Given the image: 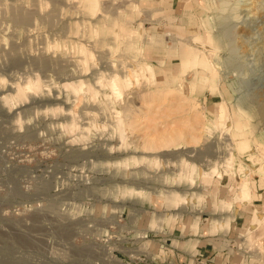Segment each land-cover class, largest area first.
Instances as JSON below:
<instances>
[{"label": "rangeland", "instance_id": "obj_1", "mask_svg": "<svg viewBox=\"0 0 264 264\" xmlns=\"http://www.w3.org/2000/svg\"><path fill=\"white\" fill-rule=\"evenodd\" d=\"M214 1L191 37L157 0H0V264H126L143 217L264 179V0Z\"/></svg>", "mask_w": 264, "mask_h": 264}, {"label": "crops", "instance_id": "obj_2", "mask_svg": "<svg viewBox=\"0 0 264 264\" xmlns=\"http://www.w3.org/2000/svg\"><path fill=\"white\" fill-rule=\"evenodd\" d=\"M214 3L157 0L158 26L171 35L196 36ZM193 58H183L184 75L195 67ZM249 189V199L242 200L239 187L217 180L190 205L143 217L136 256L126 264H264V179L251 178Z\"/></svg>", "mask_w": 264, "mask_h": 264}, {"label": "bare ground", "instance_id": "obj_3", "mask_svg": "<svg viewBox=\"0 0 264 264\" xmlns=\"http://www.w3.org/2000/svg\"><path fill=\"white\" fill-rule=\"evenodd\" d=\"M250 0H237L236 2H231L230 0H221V6H222V11L221 12H224V11H230V15L235 19H237V20H239L240 21V19H238V18H240V15L241 14H243V15H241V16H243L242 18H241V21L240 22H242V20H243V22H247V20L249 21V18H253V15H251V14H253V12L251 13V11L253 10V6H252V3L250 2ZM258 6V5H257ZM119 8V7H118ZM263 8V7H262ZM251 13V14H250ZM257 15V14H256ZM255 16V15H254ZM26 22V21H25ZM19 23V22H18ZM24 23V22H23ZM240 24H242V23H240ZM264 25V24H263ZM262 26V25H261ZM233 28H234V26H233ZM228 30H230V28L228 29ZM259 32V31H258ZM226 33V32H225ZM234 33V32H233ZM233 33H232V35H233ZM264 33V32H263ZM234 35H236V34H234ZM258 36V35H257ZM257 36H255V38L257 37ZM234 37H236L237 38V36H234ZM234 37L233 38H231L232 40L234 39ZM239 37V36H238ZM253 37V36H252ZM261 37V36H260ZM238 39V38H237ZM248 40H249V38H247ZM246 39V40H247ZM251 39V38H250ZM253 39V38H252ZM261 40V39H260ZM235 42H236V39L234 40ZM255 41V40H254ZM254 41H252L253 43H254ZM232 42V41H231ZM230 42V43H231ZM239 42V41H238ZM244 42V41H243ZM246 42V41H245ZM255 42H258L257 41V39H256V41ZM241 43V42H240ZM247 43H249V42H247ZM252 43V44H253ZM243 44V43H242ZM256 44H258V43H256ZM233 45H235V44H233ZM246 45V44H245ZM250 45H251V42H250ZM229 46V45H228ZM235 46H237V45H235ZM263 46V45H262ZM235 48V47H234ZM233 48V49H234ZM230 49H232V48H230ZM259 49V48H258ZM237 50V49H236ZM260 50H262V49H260ZM239 51V50H238ZM231 52H233V53H237V52H235V51H231ZM212 54H213V52H212ZM260 55V54H259ZM238 56V55H237ZM191 57L192 56H190V57H188L187 58V60H186V62H189L190 61V59H191ZM240 57V56H239ZM191 61H192V59H191ZM193 61H194V65H199V66H204V67H207V66H209L210 64H209V60L207 59V57L206 56H203V57H201L198 53H196V55H194V59H193ZM196 62V63H195ZM149 63V62H148ZM146 66V65H145ZM247 66V65H246ZM262 67V66H261ZM146 68V67H145ZM208 68V67H207ZM262 68H264V67H262ZM148 71L149 72H151L150 74L154 77V72H153V69H152V67L151 66H149V65H147V73H148ZM256 71V70H255ZM134 72V71H133ZM245 74H247V73H245ZM129 75V74H128ZM128 75L127 76H125L126 77V79L128 78ZM151 76V77H152ZM120 80L122 81V82H124L125 80H123V79H119V78H117V76H115L114 77V79H112L111 81H110V84H111V86H114V87H116V89H118L117 91L119 92V87H120ZM251 81V80H250ZM246 83V82H245ZM252 84V83H251ZM255 85V84H254ZM155 98V97H154ZM159 99V98H158ZM162 99H164V98H160V100L162 101ZM222 102V101H221ZM226 112H225V107H224V105L223 106H221V108L219 109V118L221 119V121L222 120H224V118H225V116H226V114H225ZM187 137L188 136H186V133H184L183 132V130H179V129H177V130H173V132L171 133V134H168L167 136H161L160 138H158V140L156 141L154 138L150 141V143L148 144V148H150V149H155V148H159V147H168V146H171V145H174L175 143H177V142H179V140H184L185 141V139L187 140ZM194 139H196V137H192L191 138V140H194ZM158 158V157H157ZM157 160V159H156ZM170 160V159H169ZM161 166V165H160ZM193 173H195V168H193ZM214 172L215 171V168L214 167H212V168H209L208 170H204L203 171V176L204 177H206L207 175L209 176V175H211V172ZM242 183H245V184H243L242 186H241V196L240 197H245V198H247L248 197V195L246 194L247 192H245V188H246V181L244 180V182H242ZM200 197V196H199ZM238 198H239V196H237ZM186 198V196L185 195H182V198H181V200L182 199H185ZM183 205V204H182ZM112 210V209H111ZM132 255V254H131ZM133 256H136V255H133ZM113 260H115V258L113 259Z\"/></svg>", "mask_w": 264, "mask_h": 264}]
</instances>
